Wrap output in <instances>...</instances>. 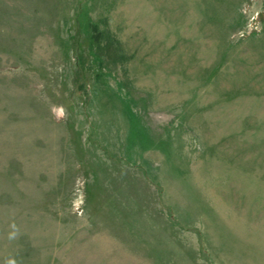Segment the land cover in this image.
Wrapping results in <instances>:
<instances>
[{"label":"rangeland","instance_id":"obj_1","mask_svg":"<svg viewBox=\"0 0 264 264\" xmlns=\"http://www.w3.org/2000/svg\"><path fill=\"white\" fill-rule=\"evenodd\" d=\"M0 264H264V0H0Z\"/></svg>","mask_w":264,"mask_h":264}]
</instances>
